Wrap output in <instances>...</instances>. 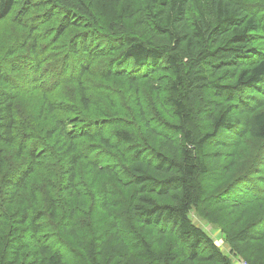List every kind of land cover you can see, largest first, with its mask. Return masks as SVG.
<instances>
[{"label":"trees","instance_id":"obj_1","mask_svg":"<svg viewBox=\"0 0 264 264\" xmlns=\"http://www.w3.org/2000/svg\"><path fill=\"white\" fill-rule=\"evenodd\" d=\"M144 1L0 0V264H264V0Z\"/></svg>","mask_w":264,"mask_h":264},{"label":"rangeland","instance_id":"obj_2","mask_svg":"<svg viewBox=\"0 0 264 264\" xmlns=\"http://www.w3.org/2000/svg\"><path fill=\"white\" fill-rule=\"evenodd\" d=\"M141 0H129V2L131 3V4H137V3H139ZM144 1V0H143ZM145 2V1H144ZM162 78H161V82L162 83H164V84H168L167 82H168V76L167 75H165V74H162ZM148 92H150V89L148 90ZM161 95L162 96H164V94H163V91L161 92ZM148 99H150L149 98V96H148V98H147V101H148ZM155 94H154V97H152V106L150 105V103H149V101H148V103H149V107H148V111H151L152 112V117H154V114L156 113V109H158V108H160L159 106H157L156 104H154V102H155ZM36 100H38V96H36V95H34V94H32V93H30L29 94V97H27L23 102H22V105H21V110H24V109H27V110H29L30 112H31V109H32V107H33V105H34V103L36 102ZM156 107V108H155ZM249 111V110H248ZM246 112V114L247 113H250V112ZM245 115V114H244ZM243 115V118H246L245 116ZM247 116V115H246ZM248 121H246V124H245V127H243V128H238L237 130H236V132L234 133V134H230V135H227V134H225V135H223L221 138H219V140H218V147H219V150H225V151H229L230 153H232V154H234V152H236V148H235V145H236V142L238 141L237 139H236V137H240L241 139L242 138H251V135L250 134H248V135H245V136H243L246 132H248ZM253 140V139H252ZM228 143H226V142ZM222 145L224 146V145H228L227 147H223V148H220V147H222ZM217 150V149H216ZM222 150V151H223ZM223 157L221 158V159H219L218 161H215V162H213L212 163V168H213V172H212V174H210V176L212 177V176H214V177H217L218 178V176L220 175L221 176V172H218V169H221V164L223 163ZM51 168H52V166H50ZM241 170H243V168H241ZM243 171H245V169L243 170ZM261 173H263L264 174V167H263V169H261ZM223 175V174H222ZM226 177H228L227 175H225ZM32 188H35L36 190L39 188V186L36 184V183H34V182H31V185H30ZM218 186V189L222 186V184L221 183H218L217 184V180H216V182H215V184H214V188H216ZM246 186H248V187H252V186H254V184H252V183H248V185H246ZM236 189V192H238V193H242V191H243V187L242 186H238V187H236L235 188ZM228 191H230V190H227V191H225L224 193H227ZM39 192V194H44V192H45V190L44 189H41L40 191H38ZM219 196H221V195H219ZM2 197L5 199V197L3 196V192H2ZM17 197L19 198V200H17V202L19 203V202H22V201H26L27 200V198H28V195H27V193L25 194V195H23L22 197L20 196V195H17ZM20 197H21V199H20ZM22 198H25L24 200H22ZM5 206H6V208H7V210H9V208H8V206H7V204H5ZM20 207H17L16 209H12L11 210V212L12 211H16V210H18ZM7 213H9V212H7ZM226 214V212H224V214L222 215V217L221 218H223L224 217V215ZM192 217H193V221L196 223V225H198L200 228H202L204 231H206L207 233H208V235H210V237H212L213 238V240L216 242V244L218 245V247L222 250V252H224L225 254H227V255H229L230 257H232L231 256V254H230V249H229V247L227 246V244L223 241V237H222V235H221V232L219 231L220 229H217L216 227H214V226H212V224H210V223H207L206 221H203V220H200L199 218H197V216L195 215V214H193L192 215ZM127 236H128V238L133 242V243H135V238H134V236L132 235V234H127ZM29 243H31V241H29ZM66 243V242H65ZM61 245V244H60ZM62 246V245H61Z\"/></svg>","mask_w":264,"mask_h":264},{"label":"built area","instance_id":"obj_3","mask_svg":"<svg viewBox=\"0 0 264 264\" xmlns=\"http://www.w3.org/2000/svg\"><path fill=\"white\" fill-rule=\"evenodd\" d=\"M233 260L235 264H250L248 261L241 257H234Z\"/></svg>","mask_w":264,"mask_h":264}]
</instances>
